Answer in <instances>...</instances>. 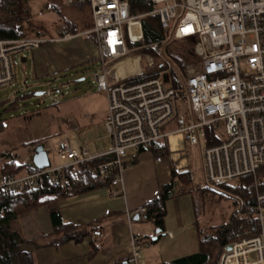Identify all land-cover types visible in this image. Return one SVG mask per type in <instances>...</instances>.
I'll list each match as a JSON object with an SVG mask.
<instances>
[{
	"label": "built area",
	"instance_id": "1",
	"mask_svg": "<svg viewBox=\"0 0 264 264\" xmlns=\"http://www.w3.org/2000/svg\"><path fill=\"white\" fill-rule=\"evenodd\" d=\"M153 12L164 29L176 39L197 38L195 53L199 61L186 68V94L180 96L164 81V72L142 70L140 54L132 55L143 40L142 15L130 13L128 0H89L94 34L99 50L94 74L99 91L106 93L108 108L104 122L113 141L104 153L112 159L92 167L100 179L112 176L110 194H125L124 171L133 165L141 151H150L160 139L181 133L192 146H202L205 180L211 186L255 176L264 166V0H151ZM73 35L63 32L61 39ZM48 38L0 39V89L16 80L18 62ZM133 59L121 72L119 64ZM148 69L154 60L147 57ZM142 77L135 80L136 77ZM186 100L190 117L180 113L174 131H164ZM223 126L225 136L216 144H203L207 127ZM216 134V133H215ZM217 135V134H216ZM48 153L54 151L46 147ZM63 164H52L31 174L13 175L0 180V196L41 187L45 175L61 186L65 169L71 183L79 181V166L102 155L91 154L87 146L74 148L68 142L55 149ZM50 159V157H49ZM162 156L157 157L160 162ZM198 188H201L199 185ZM258 234L227 244L219 264L230 256L239 264H264V191H257ZM145 208L128 211L129 223ZM100 235L99 231L94 232ZM146 239L131 231L130 254L124 264H143L141 250ZM228 245L232 248L229 250Z\"/></svg>",
	"mask_w": 264,
	"mask_h": 264
},
{
	"label": "trees",
	"instance_id": "2",
	"mask_svg": "<svg viewBox=\"0 0 264 264\" xmlns=\"http://www.w3.org/2000/svg\"><path fill=\"white\" fill-rule=\"evenodd\" d=\"M35 1L0 0V39L60 38L63 32L76 35L93 27L89 0H70L69 3H67L68 0H39L40 11L34 10ZM128 2L132 15H142L144 38L137 43V46L144 53L156 58L159 63V71L164 72L165 84L173 88L180 96H185L186 66L199 61L195 53L197 38L176 39L169 30L162 27L159 14L153 12L155 6L151 0H128ZM46 11L54 14L56 19L49 23L42 18ZM90 35H86L85 39L88 40ZM26 60L27 58H23L21 62ZM45 94L46 91L43 92V95ZM28 96L29 94H26L25 98ZM58 103L59 101H55L52 104ZM25 105L22 106L15 100L10 107H5L3 112H0V132L8 129L7 121L9 119L19 117L25 122V119L31 116L43 114L42 110L45 108L38 100L34 109H28ZM180 113L177 110L172 122L176 121ZM183 113L185 114V112ZM185 115L188 117L187 112ZM9 128L15 130L18 127L10 125ZM221 140L222 138L217 137L212 127H207V145L216 144ZM161 141H157L151 150L158 154H164L166 151L164 144L156 148ZM38 143L45 144V147L48 146L45 138L39 142L32 141L21 143V145L36 147ZM0 159L3 160L0 165V180L13 175L31 174L37 171L32 160L19 162L16 148L1 151ZM111 159L112 157L106 155L80 164L79 181L75 184L71 183L70 169H65L63 171L65 177L61 186L54 185L52 183L53 175L48 174L43 177L41 187L0 196V264H39L36 255L25 250L24 245L41 249L48 246H60L69 241L81 242L88 235L86 227L62 223L59 213L53 214V219H56V229L52 235H44L38 239L27 238L22 229L21 215L77 194L101 187H110L112 176L100 179L94 175L91 169L93 166ZM135 162L136 159L132 161L133 164ZM172 176L170 184L161 186L158 196L143 206L146 211L144 218L152 221L160 230H162L163 219L166 216L168 199L191 192L194 187L200 190L212 189L211 186L198 188L194 184V173L191 171L178 174L172 170ZM219 185L225 191H221V193L230 192L235 196V211L230 219L224 224L212 226L206 230H198L199 250L189 256L177 258L168 264H218L225 245L260 232L256 189L264 191V166L258 169L255 176L244 177L232 184ZM94 253L95 251L92 250V254Z\"/></svg>",
	"mask_w": 264,
	"mask_h": 264
},
{
	"label": "rangeland",
	"instance_id": "3",
	"mask_svg": "<svg viewBox=\"0 0 264 264\" xmlns=\"http://www.w3.org/2000/svg\"><path fill=\"white\" fill-rule=\"evenodd\" d=\"M69 2L70 0L67 1V3ZM39 4V0L34 2L35 11H40ZM47 12L43 14L42 18L50 23L56 19V16ZM85 32L87 31H84L80 36L73 37L71 41L45 42L38 49L27 53L25 62L17 63L15 69L16 80L12 85L0 89V104H2L0 105V112H3L5 107H10L15 100L22 106L26 104L25 106L28 109H34L38 100L45 108L42 110L43 114L31 116L25 119V122L19 117L9 119L7 121L9 130L5 129L0 132V152L16 148L19 162H29L32 160L35 147L30 145L24 147L21 143L39 142L45 138L48 146L54 149V151L49 152L52 164H63L64 160L55 152L58 143L61 141L68 142L74 148H79L81 145L88 146L92 153L98 151V146L103 143L101 140L107 143L111 142L102 123L108 108L106 93L98 90L94 79L95 72L99 70L96 65L97 40L95 35L91 33L86 34H91L88 37L89 39L86 40ZM135 46L137 44L133 47ZM131 54L141 55L143 71L154 74L159 72V63L155 57L144 53L141 48ZM148 56L154 60V68L150 70L148 69ZM85 59L90 61L84 65L74 66ZM132 60H129V62ZM64 61H67L65 64L69 65H64L65 67L61 71L43 73L42 68L44 65L48 66L49 63L56 64ZM126 63L119 67L122 68V71L125 65H129V63ZM44 91H46L45 95L37 94ZM26 94H29L27 98H25ZM55 101H59V103L52 104ZM185 109H187L186 100L179 101L178 110L184 112ZM10 125L18 128L15 130L10 129ZM215 133L217 137L223 138L225 136L224 127L220 126L215 130ZM205 142L203 140V144ZM201 148V145L191 148L189 157L191 168L195 172L194 184H202L207 187L211 185L204 181L200 170ZM2 161L0 159V165ZM238 180L230 183H235ZM211 187L215 190H200L194 187L191 192L179 196L184 208L185 218L190 224L187 226L192 228L193 232L196 229L197 231L206 230L209 227L224 224L235 211L234 194L230 192L221 193V191H225L219 184ZM256 190L260 191L258 188ZM169 219L173 221L172 216H169ZM132 225L136 230L137 227L144 225L150 227L151 223L142 220L133 221ZM160 253L161 246L159 243L144 242L141 250V262L143 264H159Z\"/></svg>",
	"mask_w": 264,
	"mask_h": 264
},
{
	"label": "crops",
	"instance_id": "4",
	"mask_svg": "<svg viewBox=\"0 0 264 264\" xmlns=\"http://www.w3.org/2000/svg\"><path fill=\"white\" fill-rule=\"evenodd\" d=\"M81 34L73 35V37ZM72 38H52L54 40L51 42H66V40L71 41ZM98 59L99 50L97 47L96 60L98 61ZM89 61V59H85L74 66L84 65ZM65 63L67 61L56 64L49 63L48 66H43L42 71L46 74L59 72L64 69ZM96 65L98 66L97 62ZM121 72H123L122 69ZM184 112L185 114L187 112L188 117H190L187 109ZM105 119L106 116L102 122L103 125ZM172 120L164 126V131L176 129V121L172 122ZM160 140L162 141L157 144L156 148L164 144L166 150L164 154H158L152 150L141 151L136 157V162L124 171V195L112 196L110 187H101L23 213L20 218L22 229L25 236L30 239H38L55 232L56 219H53L54 213L60 214L62 223L84 226L88 232V235L79 243L69 241L60 246H48L41 249L25 245V250L34 253L39 264H124L130 254L129 237L132 231L137 235L148 237L146 241L148 243L149 241L155 244L159 243L161 246L159 264H168L177 258L196 253L199 250L198 231L196 229L193 232L192 228L187 226L190 224L185 218L179 196L167 200L166 216L163 219L160 232H157L158 228L152 221L144 218L145 214L137 213L132 222L143 220L150 222V227L144 225L135 230L132 222L129 223L127 218L128 211L141 209L146 203L158 196L161 186L170 184L173 177L172 170L178 174L193 172L189 153L194 146L190 145L181 133L173 132ZM110 141L107 143L101 140L103 143L98 146V151L94 153L87 147L91 154L106 156L104 153L113 146L111 138ZM81 147L83 146L81 145L79 148ZM109 156L112 157V155L107 154V157ZM159 156H162L160 162L157 161ZM200 170L204 181H206L202 152ZM193 173L195 175V172ZM196 185L204 187L202 184ZM169 216H172L173 221H170ZM95 231H99L100 235H95ZM92 250L95 251L94 254H92ZM223 264L239 263L232 260L230 256H225Z\"/></svg>",
	"mask_w": 264,
	"mask_h": 264
},
{
	"label": "water",
	"instance_id": "5",
	"mask_svg": "<svg viewBox=\"0 0 264 264\" xmlns=\"http://www.w3.org/2000/svg\"><path fill=\"white\" fill-rule=\"evenodd\" d=\"M37 94L43 95V92L37 93ZM32 162L37 169H43V168L50 166L49 153L45 147V144L40 143L36 145V147L34 148ZM157 232H160V229H158ZM231 248L232 246L228 245V249L230 250Z\"/></svg>",
	"mask_w": 264,
	"mask_h": 264
},
{
	"label": "bare ground",
	"instance_id": "6",
	"mask_svg": "<svg viewBox=\"0 0 264 264\" xmlns=\"http://www.w3.org/2000/svg\"><path fill=\"white\" fill-rule=\"evenodd\" d=\"M128 62V61H127ZM126 63V62H125ZM129 63V69L132 71L135 67H137V61H134V60H132V61H130V62H128ZM124 65V63H122V64H119L118 65V68L120 67V66H123ZM125 68H126V65L124 66ZM121 69L122 68H119V70L121 71Z\"/></svg>",
	"mask_w": 264,
	"mask_h": 264
}]
</instances>
